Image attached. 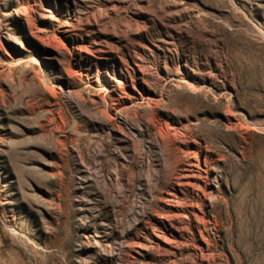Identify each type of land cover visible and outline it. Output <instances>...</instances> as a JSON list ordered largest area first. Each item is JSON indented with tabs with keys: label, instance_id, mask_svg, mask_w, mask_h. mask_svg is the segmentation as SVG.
Returning a JSON list of instances; mask_svg holds the SVG:
<instances>
[{
	"label": "rangeland",
	"instance_id": "1",
	"mask_svg": "<svg viewBox=\"0 0 264 264\" xmlns=\"http://www.w3.org/2000/svg\"><path fill=\"white\" fill-rule=\"evenodd\" d=\"M0 264H264V0H0Z\"/></svg>",
	"mask_w": 264,
	"mask_h": 264
}]
</instances>
